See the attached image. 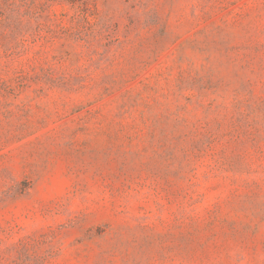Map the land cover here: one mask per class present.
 Wrapping results in <instances>:
<instances>
[{"label":"rangeland","instance_id":"1","mask_svg":"<svg viewBox=\"0 0 264 264\" xmlns=\"http://www.w3.org/2000/svg\"><path fill=\"white\" fill-rule=\"evenodd\" d=\"M0 264H264V0H0Z\"/></svg>","mask_w":264,"mask_h":264}]
</instances>
